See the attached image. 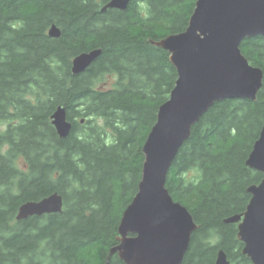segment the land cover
Wrapping results in <instances>:
<instances>
[{"label": "trees", "instance_id": "trees-1", "mask_svg": "<svg viewBox=\"0 0 264 264\" xmlns=\"http://www.w3.org/2000/svg\"><path fill=\"white\" fill-rule=\"evenodd\" d=\"M107 1L0 0V264H105L118 243L142 145L177 77L168 51L151 40L184 30L196 0H130L101 11ZM52 23L57 38L47 33ZM95 48L99 56L73 74L72 58ZM240 49L263 71L256 99L210 106L166 179L198 225L181 264H214L220 248L230 264H252L237 224L223 219L245 210L247 186L262 177L245 160L264 122V36ZM59 105L72 123L66 137L51 123ZM53 191L61 212L16 219L21 203ZM107 264L125 263L114 253Z\"/></svg>", "mask_w": 264, "mask_h": 264}, {"label": "water", "instance_id": "water-1", "mask_svg": "<svg viewBox=\"0 0 264 264\" xmlns=\"http://www.w3.org/2000/svg\"><path fill=\"white\" fill-rule=\"evenodd\" d=\"M129 1L108 0L101 11L123 10ZM47 33L57 38L61 30L52 23ZM256 36H264V0H196L184 30L151 40L168 51L177 77L142 145L144 160L137 190L122 211L118 243L110 248L105 264L114 253L125 264L182 263L198 225L189 209L169 193L168 172L191 127L210 106L223 99H256L263 71L240 49L242 40ZM100 53L101 49L95 48L75 55L72 73L83 72ZM50 118L60 137L69 135L72 123L64 106H57ZM245 165L262 177L247 186L250 198L245 210L223 221L237 224L242 254L252 264H264V122ZM62 206V194L53 191L39 200L21 203L15 217L22 220L59 213ZM214 264H230L222 248L217 250Z\"/></svg>", "mask_w": 264, "mask_h": 264}, {"label": "rangeland", "instance_id": "rangeland-1", "mask_svg": "<svg viewBox=\"0 0 264 264\" xmlns=\"http://www.w3.org/2000/svg\"><path fill=\"white\" fill-rule=\"evenodd\" d=\"M111 83H112V79L111 78H109V80H106V84H108L109 86L111 85ZM191 172L188 174V176L189 177H191Z\"/></svg>", "mask_w": 264, "mask_h": 264}]
</instances>
